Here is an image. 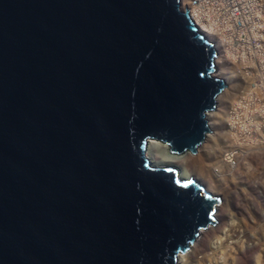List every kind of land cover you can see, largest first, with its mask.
<instances>
[{"label":"water","instance_id":"1","mask_svg":"<svg viewBox=\"0 0 264 264\" xmlns=\"http://www.w3.org/2000/svg\"><path fill=\"white\" fill-rule=\"evenodd\" d=\"M180 0H0V264H177L220 197L196 153L224 80Z\"/></svg>","mask_w":264,"mask_h":264},{"label":"bare ground","instance_id":"2","mask_svg":"<svg viewBox=\"0 0 264 264\" xmlns=\"http://www.w3.org/2000/svg\"><path fill=\"white\" fill-rule=\"evenodd\" d=\"M213 1L214 0H199V6L196 9H194L193 14H194L195 23L198 25L199 30L202 31L205 34V36L209 39V41H212L214 44L216 50V55H215L216 72L218 74V77L221 76L225 82V86L217 98L214 109L206 113L208 126L211 130L214 131L207 133V136L204 138L200 148L197 150L196 153H190L189 151H185L184 153L181 154H174L170 152L168 146L165 143L158 140L150 139L146 144V154L150 159L152 165L168 166L175 168V170L178 172V175L183 180L188 179L189 177H194L200 182H202L208 190H210L211 192H215V194H219L221 198V203H217L215 205L216 222L210 223L205 228L199 230L193 243L189 244L188 248L184 252L178 255L177 264H212V263L213 264L215 263L216 264H254L253 263L254 258L252 257L253 258L252 259L251 255H253V253L258 250L259 248L258 242L255 240L252 241L247 231L245 232L246 234L243 232L248 227L246 228L242 227L244 230L241 228L242 230L240 232H243L241 234V237L245 235L246 239L251 240V242L246 243L245 242L246 239H245L241 245L235 247L233 244H238L240 243V241L237 238V234H236L237 231L234 233L235 228L234 227H233L234 229L231 228V225L235 226L234 225L235 223H239V220L243 219L244 222L245 220L248 222L247 224H245L246 226H248L250 221L253 222V216L254 217L260 216L262 213H264V195H262V190H264V171L262 173L260 172L261 174L259 175L256 174L251 175L249 173L250 163H248L245 167L242 166L243 163H247L248 159H251L252 163L254 164L255 162H253L252 159H255L257 156L253 154V151L251 150L250 147H243L242 146L243 144H240L239 142L237 143L238 148L240 150L239 154L237 156L230 158V161L232 163L238 162V166L233 167L234 169L233 178L236 183L235 184L236 188H234L235 190L231 189L229 193L227 191V183L222 181V174L215 172L217 171L215 170V167H218L217 163L212 164L210 168L206 167L205 168L206 171L202 172V168H201L202 166L198 169L197 168L198 165L195 166V164H192L195 161L192 163L191 161L195 159V157L196 159L200 158L201 156L204 158L210 156L211 154L220 157L221 153L219 151V148L221 149V151L224 149L223 145L222 146L219 145L220 138L221 141L228 140V142H230L227 135V133L229 132V130L227 132V128H228L227 126L231 125L232 127V124L230 122L233 123V120H231V118H229L228 115H226L227 114L226 110H228L231 107V106L230 107L227 106L228 101H226V98L227 96L233 98L232 97L233 92L231 93V90L233 88H235V90L236 88L237 90H241L242 87H244V79H238V66L232 64V57L233 60H235L237 57L236 54L237 49L235 42H231L230 39L227 38V36H232V33H237L238 31H242L240 32L239 37L243 38V44L245 50L248 53L252 51V46H253L252 39L256 40L257 48H264V21H262L263 17L259 19H255V16L257 15L264 16V8L262 7V9H259L261 0H252V1L242 0V2L240 3V10H241V16L244 18V20L243 21L241 20V24L231 23V22H229V24L216 23L213 25L212 28H210L206 24V17L213 10ZM182 3L183 5L188 6V4L191 3V0H182ZM233 5L234 3L230 4L229 1L228 15ZM254 10L256 12H254ZM247 14L250 15L249 18H246ZM232 15L234 17V19L232 20L233 22H236L234 20L240 18L239 11L237 10V5L233 7ZM254 25L259 26V35L261 36H259L258 39L253 34ZM227 50H229V52H227ZM255 55L257 54H254V56ZM258 60L260 63H264V49H259ZM261 93L262 91L258 89H254L252 96L254 95L258 97V95ZM237 96H238V92H237ZM255 102L257 104V101ZM226 106L229 108H227ZM262 109H264V106H262ZM234 135H236V133ZM213 150L214 152L212 153ZM203 161L206 165L208 164V161L206 162V160L204 159ZM222 162L223 160L219 159V163L222 164ZM225 166L231 167L232 165L226 164ZM252 168L253 167L251 165V169ZM196 174L197 175L199 174V176H197ZM231 175H227L226 179H228L227 177L228 176L230 177ZM199 177L200 179L203 178L205 182L201 181ZM238 186H241V188L244 190V194L248 193L253 195L251 197L248 195L249 198L247 199V201L244 199L246 205L245 203H242L243 200H239L237 198L238 200L235 201L233 199L238 194H241L238 192V188H239ZM252 190L254 191L253 193H251ZM221 196L223 197V200H225L226 205L223 204L225 202H223ZM243 196L244 195H242L241 197L242 199L245 197L247 198V196L245 197ZM248 205H250V207ZM220 207H224L227 210V212L225 210V213L228 214L229 216L228 218L226 216L227 218L226 221L225 220L217 221V215H218L217 212L219 211V210L217 211V209L221 210ZM234 207L240 209L243 213L240 215L241 217L238 219V222H233V217L235 215ZM242 225L243 224H238L239 227H241ZM218 231H225V234L227 236H228L227 232H229L231 235V236L229 235L230 238L233 239L229 242L230 244L227 245L229 249L222 250V253L224 255L222 256L224 257L223 258L224 260H222V258L220 260L222 262H220L219 258L216 257L217 255L214 256V254H217V252L220 253V250L219 249L215 250L217 252L215 251L209 252L208 251L209 246L208 244H206V241H208L211 237V233H216ZM229 236L227 237V239L229 238ZM251 236L253 237V234H251ZM220 245L222 247V243ZM217 247L220 246L218 245L216 246V248ZM214 258H216L215 261Z\"/></svg>","mask_w":264,"mask_h":264},{"label":"built area","instance_id":"3","mask_svg":"<svg viewBox=\"0 0 264 264\" xmlns=\"http://www.w3.org/2000/svg\"><path fill=\"white\" fill-rule=\"evenodd\" d=\"M229 1L230 4L234 3L233 7L237 5V10L239 11L240 18L234 20L236 22L232 21L234 19L232 15L233 7L228 15ZM241 2L242 0H221V1L214 0L213 10L206 17V24L210 28H212L213 25L216 23L229 24V22H231V23L241 24V20L242 21L244 20V18L241 16V10H240ZM183 6L188 9L191 18L195 22L193 11L199 6V0H191V3H189L188 6L187 5H183ZM262 7L264 8V0H261L259 9H262ZM254 12L256 11L254 10ZM249 17L250 15L247 14L246 18ZM262 17H263L262 21H264V16L262 15L255 16V19H259ZM240 32L242 31H238L237 33H232V36H227V38L230 39L231 42H235L237 49L236 50L237 57L235 60H233L232 57V64L238 66V79H244V87L241 90H236V92H238V100L235 103V108H234V120H235L234 128H237L238 134L234 136V139H232L230 138L228 132L227 135L230 142H228V140L221 141L220 138L219 145L224 146V149L222 151L219 148V151L221 153L220 157H217L214 154L204 157V160H206V162L208 161L206 167L210 168L212 164L214 163L218 164V167H215V170H217L215 172L222 174V181L227 183L228 193L231 191L232 187L236 184L233 178L234 176L233 167H237L238 162L232 163L230 161V158L237 156L239 154L240 150L238 148V144H237L238 142L240 144H243L242 145L243 147H250L251 150L253 151V154L257 156L255 159H252L253 162H255L254 164L252 163L251 159H248L247 163H243L242 166L245 167L248 163H250L249 173L251 175L253 174L259 175L264 171V167H260V169L257 170V166L259 165L264 166V109H262V106H264V63H260L258 60V51L259 49H264V48H257L256 40L252 39L253 42L252 51L248 53L245 50L243 44V38L239 37ZM253 34L257 39L259 36H261L259 35L258 25L257 26L254 25ZM227 52H229V50H227ZM254 54L257 55L254 56ZM254 89H258L262 91V93L259 94L258 97L254 95L252 96ZM245 99L249 102L248 114L243 113L242 103H244L243 100ZM255 101H257L258 105L256 104ZM245 119L247 120V123L243 122ZM211 131L214 130H211L209 128L208 132ZM208 132H206L205 137L207 136ZM214 150L212 151V153L214 152ZM219 159L223 160L222 164L219 163ZM226 164L227 165L231 164L232 166L226 167L225 166ZM251 165L253 167L252 169H251ZM227 175H231V176L230 177L228 176L227 177L228 179H226ZM234 210H235V217L243 214L242 211L240 209H237L236 207H234Z\"/></svg>","mask_w":264,"mask_h":264},{"label":"rangeland","instance_id":"4","mask_svg":"<svg viewBox=\"0 0 264 264\" xmlns=\"http://www.w3.org/2000/svg\"><path fill=\"white\" fill-rule=\"evenodd\" d=\"M243 88V87H242ZM236 90H237V88H236ZM236 90H235V88H233L232 90H231V93L233 92V95H232V97L233 98H230V97H228L227 96V98H226V101H228L227 102V106H231L230 108L229 107H227V108H229L228 110H226L227 112V114L226 115H228V117L229 118H231V120H233V123L232 122H230L231 124H232V127H231V125H229V126H227L228 128H227V130H229V135H230V138H232V137H234V136H236L237 134H238V130H237V128H234V108H235V103H236V101H237V99H238V96H237V92H236ZM236 94V95H235ZM234 100H236V101H234ZM232 101V102H231ZM243 104H242V106H243V113L244 114H246V113H249V102L245 99V100H243ZM248 106V107H247ZM232 110V111H231ZM232 112V113H231ZM244 123H247V120L245 119V121H243ZM220 123V122H219ZM230 127V128H229ZM228 132V131H227ZM236 133V135H234ZM232 139H234V138H232ZM202 157V156H201ZM198 158V159H196V157H195V159H193L192 161H191V163L192 162H194V163H192V164H195V166L196 165H198L197 166V168L199 169L201 166V168H202V172H204V171H206L205 170V168H206V164L204 163V161H203V157L202 158ZM260 165L257 167L258 169L257 170H259L260 169ZM197 175V174H196ZM197 176H199V174L197 175ZM199 179H200V177H199ZM201 181H203V182H205L204 181V179L202 178V179H200ZM236 186L234 185L233 187H232V189H234ZM239 188H238V192L239 193H241V194H238L237 196H235L233 199L235 200V201H237L238 199L239 200H243V202L242 201H240V202H242V203H245V205H246V202H244L245 200L247 201V199L249 198L248 197V195L251 197V196H253V195H251V194H248V193H245L244 194V190L241 188V186H238ZM235 190V189H234ZM242 191V192H241ZM237 192V193H238ZM254 191L252 190V192L251 193H253ZM213 193H215V192H213ZM235 193H236V191H235ZM216 195H219V194H216ZM242 195H244L243 197H245V196H247V198L245 197V198H241L242 197ZM262 195H264V190H262ZM220 196V195H219ZM222 197V196H221ZM240 197V198H239ZM238 198V199H237ZM245 199V200H244ZM222 200H223V197H222ZM223 202H225L224 200H223ZM221 203V202H220ZM224 205H226V202L225 203H223ZM249 207H250V205H248ZM221 208V210L220 209H217V213H218V215H217V221H226L227 220V218H228V214H226L225 213V208L224 207H220ZM244 209V208H243ZM246 209V208H245ZM226 212H227V210H226ZM216 214V213H215ZM260 214H261V212H260ZM226 216H227V218H226ZM253 216V215H252ZM263 218H262V217ZM241 216L239 215V217H235V215H234V217H233V222H238V219L240 218ZM259 217V218H258ZM223 218V219H222ZM225 218V219H224ZM258 218V219H257ZM258 220V221H257ZM260 221V222H259ZM242 222V223H241ZM246 222V223H245ZM245 222L243 221V219H241V220H239V223H233L235 226H233V225H231V228H233L234 230V233L237 231V238L239 239V241H240V243H238V244H233L235 247H237L238 245H241L242 244V242H244V240L246 239V236L244 235V236H242L241 237V234L244 232H246L247 231V233H248V235H249V237L251 238V240L253 241V240H255V241H257L258 242V244H259V248H258V250L256 251V252H254L253 253V255H251V258L253 259V263L254 264H264V259H263V257H264V255H263V253H264V213H262L260 216H256V217H254L253 216V222H251L250 221V223L248 224V226H246L245 224H247L248 222L245 220ZM256 222V223H255ZM238 224H243L241 227H239L238 226ZM263 224V225H262ZM253 225V226H252ZM260 225V226H259ZM246 228V227H248V228H246V230L245 231H243V232H240L243 228ZM242 228V229H241ZM244 230V229H243ZM232 231V230H231ZM230 231V232H231ZM224 232V233H223ZM234 233H232V234H234ZM227 234H228V236L230 235V233L229 232H227ZM246 234V233H245ZM251 234H253V237L251 236ZM226 234H225V231H218V232H216V233H211V237H210V239L208 240V241H206V244H208V246H209V248H208V251L210 252H214L215 250H220V253H218L217 251H215V252H217V254H214V256H216L217 258H219V261L221 260V258H222V260H224L223 258L224 257H222V256H224L223 255V253H222V250H228L229 249V247H227V245L228 244H230L229 242L231 241V240H233L232 238H230V236H229V238H230V240H229V238L227 239V237H228ZM251 240H248V239H246L245 240V242L246 243H249V242H251ZM217 242V243H216ZM222 243V247H221V244ZM215 245V246H214ZM220 246V247H217L216 248V246ZM215 247V248H214ZM212 250H211V249ZM258 255H259V257H258ZM213 256V255H212ZM256 257H257V259H256ZM263 259V260H262ZM216 260V258H214V261ZM257 260V261H256ZM220 262H222V261H220ZM213 264V263H212ZM216 264V263H215Z\"/></svg>","mask_w":264,"mask_h":264},{"label":"clouds","instance_id":"5","mask_svg":"<svg viewBox=\"0 0 264 264\" xmlns=\"http://www.w3.org/2000/svg\"><path fill=\"white\" fill-rule=\"evenodd\" d=\"M180 4H181V8H182V9H185V8H186V7L183 6V4H182V0H180ZM186 9H187V8H186ZM187 10H188V9H187ZM188 12H189V11H188ZM190 17H191V16H190ZM195 24H196V23H195ZM196 25H197V24H196ZM197 26H198V25H197ZM198 28H199V27H198ZM211 42H212V41H211ZM212 43H213V42H212ZM213 45H214V44H213ZM214 48H215V47H214ZM215 51H216V50H215ZM214 61H215V57H214ZM215 67H216V62H215ZM215 74L218 76L216 70H215ZM219 77L221 78V76H219ZM224 83H225V82H224ZM221 92H222V91H221ZM221 92H220V93H221ZM220 93H219V94H220ZM219 94H218V96H219ZM218 96H217V98H218ZM217 98H216V101H217ZM213 109H214V108H213ZM213 109H212V110H213ZM209 111H211V110H209ZM206 113H207V112H206ZM206 119H207V117H206ZM207 124H208V121H207ZM208 127H209V126H208ZM207 132H208V131H207ZM204 138H205V137H204ZM202 142H203V141H202ZM201 144H202V143H201ZM200 146H201V145H200ZM200 146L198 147V149L200 148ZM214 194H215V193H214ZM218 196H219V195H218ZM219 197H220V196H219ZM220 202H221V198H220L219 203H220Z\"/></svg>","mask_w":264,"mask_h":264}]
</instances>
